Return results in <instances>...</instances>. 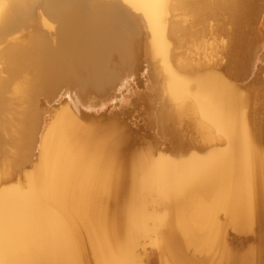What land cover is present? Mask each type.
I'll return each instance as SVG.
<instances>
[{
  "label": "bare ground",
  "instance_id": "bare-ground-1",
  "mask_svg": "<svg viewBox=\"0 0 264 264\" xmlns=\"http://www.w3.org/2000/svg\"><path fill=\"white\" fill-rule=\"evenodd\" d=\"M184 1L0 0V264H264L263 0H227L225 66L175 46ZM155 80L177 152L117 119Z\"/></svg>",
  "mask_w": 264,
  "mask_h": 264
},
{
  "label": "rangeland",
  "instance_id": "rangeland-1",
  "mask_svg": "<svg viewBox=\"0 0 264 264\" xmlns=\"http://www.w3.org/2000/svg\"><path fill=\"white\" fill-rule=\"evenodd\" d=\"M202 1V5L198 6L195 0H185L184 4L189 7L179 10V12H181V15L177 16L178 26H189L190 31L192 32L191 36L184 37L182 36L183 33L181 34V36L177 35L178 44L174 45L179 47V51L183 50L187 52L199 53H201L202 51H206L210 53L212 52L214 54L218 49L217 45H219L220 43L219 36L223 37L224 33L222 29L226 27L224 13L226 12L225 9L227 0ZM262 9H264V0ZM262 15V11H260L257 14V17H262ZM204 34H206L204 40H207V43H205L201 39V36ZM259 44H262L264 46V40L259 41ZM218 51L219 55H217L216 58L214 57V60H219L222 66L227 65L230 60L227 56L224 57L220 49H218ZM261 64L263 65V62ZM229 69L231 70L230 72L235 71L232 67H230ZM246 81L241 83V88L250 89L252 92L253 85H251L250 81ZM260 81L261 80L259 79V84H257L255 88L258 89L259 93H263L264 96V82ZM137 85L139 86L138 89L140 88V91L136 95L137 103L135 105L123 106L127 108L124 112H127L126 119L123 118L122 115L118 116L117 118L120 121L124 120L128 126V129H132L130 130L132 132H130V135L132 137L129 138L132 149H135V147H145L146 143L150 142L153 144H157V146L162 144V146L166 147L167 150H165V152L167 153L174 151L177 152L178 150L188 145L189 139L194 140L195 138H198L197 133L193 128L195 126V123L193 122V119L190 117V115L180 116L181 121H179V117H174V115L171 114L172 110L168 106H166V104H162V101H160L161 97L157 92L158 82L156 80L153 81L152 85L147 88H144V83H137ZM149 96L150 98L148 99ZM126 98L131 99L132 94H128ZM36 99L38 102H40V105L44 107L45 103L43 102V97L37 96ZM263 101L264 97L261 96L259 104H261ZM146 107L148 109L147 113H145ZM262 107L264 106L260 105L259 107V117H263L264 115V108L262 109ZM117 110L119 109H115L114 112ZM109 115H111V113H109ZM187 116L190 118H188ZM113 117L114 115L108 116L107 119L109 120ZM251 236L252 234H248V238ZM245 239H247V234H235L232 230H228V241L232 246L238 248L241 246L240 244L244 245L253 242V240L249 238L247 243H242L245 241ZM149 249V251L153 250L151 256H156V254H153L155 252V248Z\"/></svg>",
  "mask_w": 264,
  "mask_h": 264
}]
</instances>
